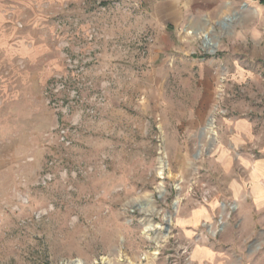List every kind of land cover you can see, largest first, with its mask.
I'll return each mask as SVG.
<instances>
[{"label": "rangeland", "instance_id": "obj_1", "mask_svg": "<svg viewBox=\"0 0 264 264\" xmlns=\"http://www.w3.org/2000/svg\"><path fill=\"white\" fill-rule=\"evenodd\" d=\"M228 3L0 0V264H195L220 241L264 264L230 190L264 145V22Z\"/></svg>", "mask_w": 264, "mask_h": 264}, {"label": "crops", "instance_id": "obj_2", "mask_svg": "<svg viewBox=\"0 0 264 264\" xmlns=\"http://www.w3.org/2000/svg\"><path fill=\"white\" fill-rule=\"evenodd\" d=\"M237 1H243L253 6L255 9L253 16L257 17L260 22H264V0H229L228 5L235 6ZM249 36L258 39L259 45L264 42V30L249 31ZM261 61L264 62V51L259 52L258 60V65L263 67ZM251 63L249 61L248 65L244 66H251ZM261 149L262 153L258 158H246L243 161L248 171L247 179L233 180L230 189L232 197L238 203L239 223L246 226L252 225L247 227L249 230L255 229L256 225H264V145ZM219 213V206L214 202L195 210L184 209L178 218L177 230L185 233L190 239L194 238L200 232L203 223L215 225ZM228 246L226 241H220L216 248L213 244L199 245L193 250V261L195 264H230L234 261L233 256L227 251Z\"/></svg>", "mask_w": 264, "mask_h": 264}, {"label": "bare ground", "instance_id": "obj_3", "mask_svg": "<svg viewBox=\"0 0 264 264\" xmlns=\"http://www.w3.org/2000/svg\"><path fill=\"white\" fill-rule=\"evenodd\" d=\"M201 33L203 34V37L206 39V46L211 50V52H215L217 43H215L213 39H211L205 31L202 30ZM210 126H213V121L210 122ZM151 202H152L151 200L147 199L146 202H144L142 205L139 206V209L144 213L157 215L158 212L154 210V206L151 204ZM176 206L178 207V205ZM167 219L169 222H171L172 220L168 216H167ZM144 229L146 233H149L150 231H153L155 229V226L152 224H149V225H146ZM76 264H82V262L78 261L76 262Z\"/></svg>", "mask_w": 264, "mask_h": 264}, {"label": "water", "instance_id": "obj_4", "mask_svg": "<svg viewBox=\"0 0 264 264\" xmlns=\"http://www.w3.org/2000/svg\"><path fill=\"white\" fill-rule=\"evenodd\" d=\"M166 226H167L166 228L168 229L169 226L168 225H166Z\"/></svg>", "mask_w": 264, "mask_h": 264}]
</instances>
